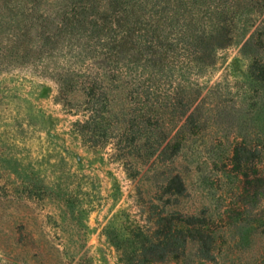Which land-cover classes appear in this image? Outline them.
<instances>
[{
    "label": "trees",
    "instance_id": "trees-1",
    "mask_svg": "<svg viewBox=\"0 0 264 264\" xmlns=\"http://www.w3.org/2000/svg\"><path fill=\"white\" fill-rule=\"evenodd\" d=\"M231 46L250 56L248 76L264 89V0H0V74L52 82L55 99L81 114L69 127L80 146L95 151L109 142L110 159L137 183L150 181L147 189L135 187L137 200L148 206L149 225L135 223L125 238L110 222L103 228L121 264L182 258L188 245L197 259L210 258L208 207L183 211L178 205L189 194V173L200 164L196 142L207 131L217 133L218 119L232 113L229 100L213 87L203 91L198 81ZM6 92L0 85L4 110ZM0 123L1 135L39 130L19 110L6 109L3 116L0 107ZM226 123L241 137L212 162L225 159V176L251 188L253 198L264 195V177L253 163L259 150L242 122ZM251 164L253 177L241 171ZM55 172V186L66 187L67 200L86 194L79 182L67 181L63 166Z\"/></svg>",
    "mask_w": 264,
    "mask_h": 264
},
{
    "label": "rangeland",
    "instance_id": "rangeland-1",
    "mask_svg": "<svg viewBox=\"0 0 264 264\" xmlns=\"http://www.w3.org/2000/svg\"><path fill=\"white\" fill-rule=\"evenodd\" d=\"M250 60L231 46L220 51L215 66L198 78L206 87L203 91L213 87L232 107L230 116L218 119L217 133L207 131L196 142L194 154L200 164L189 173V194L178 205L183 211L208 207L211 256L199 260L188 245L184 257L154 264H264V195L253 198L251 188L244 190L238 179L225 176L222 170L230 169L225 159L212 162L241 137L226 121L234 127L242 122L245 137L259 150L253 163L264 177V89L248 76ZM0 85L9 95L6 109L11 114L21 111L39 127L20 136L0 134V264H121L103 228L110 222L125 238L135 223L149 225L148 206L137 200L135 187L147 189L150 181L144 177L137 183L118 161L110 159L109 142L95 151L82 148L69 133L70 123L81 114L78 108L67 112L55 99L49 80L11 72L0 74ZM61 166L68 173L67 181L79 182L85 195L67 200L66 187L56 188L55 171ZM241 171L253 177V167ZM72 172L85 178L73 179ZM68 187L74 190L73 185ZM143 196L146 202L148 196Z\"/></svg>",
    "mask_w": 264,
    "mask_h": 264
}]
</instances>
